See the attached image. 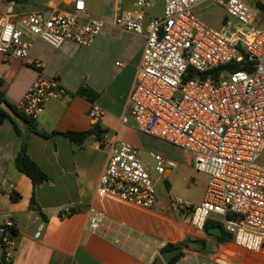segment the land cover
I'll use <instances>...</instances> for the list:
<instances>
[{
  "label": "built area",
  "instance_id": "built-area-1",
  "mask_svg": "<svg viewBox=\"0 0 264 264\" xmlns=\"http://www.w3.org/2000/svg\"><path fill=\"white\" fill-rule=\"evenodd\" d=\"M259 1L163 0V15L145 24L143 8L152 4L140 0L139 12L115 21L122 30L146 34L128 100L136 129L187 153L194 170L210 178L202 203L170 198L171 209L198 232H205L213 220L236 247L264 257V13L256 5ZM73 5L72 11L50 8L29 15L20 27L8 6L6 17L0 18V54L27 62L33 39L55 49L66 42L91 45L106 24L97 19L82 23L85 0H74ZM203 6L225 12L220 30L198 20L195 10ZM32 66L41 69L43 63L36 59ZM64 93L57 79L39 78L17 109L37 122L48 102ZM103 115L93 103L91 120ZM99 145L109 156L96 200L154 209L159 197L140 150L109 133ZM150 158L164 178L178 167L154 153ZM88 211L90 229L98 232L105 214L93 206ZM74 213L67 208L62 216ZM17 250L16 224L7 218L0 223V264H14Z\"/></svg>",
  "mask_w": 264,
  "mask_h": 264
},
{
  "label": "crops",
  "instance_id": "crops-1",
  "mask_svg": "<svg viewBox=\"0 0 264 264\" xmlns=\"http://www.w3.org/2000/svg\"><path fill=\"white\" fill-rule=\"evenodd\" d=\"M73 1L0 0V18L6 17V8L11 5L17 15L15 24L20 27L27 16L50 8L72 11ZM139 1L85 0L86 10L81 22L97 19L106 24L89 46L66 42L61 49H55L33 39L27 62L6 60L0 54V91L8 104L17 108L39 78L57 79L65 93L48 102L36 122L37 128L63 134L85 132L98 124L107 133L116 135L118 140L138 148L141 160L155 182L159 203L154 209L145 210L125 203L96 200L99 179L109 154L107 149L100 147L95 136L89 137L84 146L78 148L62 135L43 139L30 132L27 123L16 120L21 131L19 138L13 124L5 120L0 123V223L7 218L15 221L18 250L14 264H152L158 259L164 264L161 255L168 244L182 245L184 256L177 264H264L263 256L236 247L231 237L223 242L214 235L198 232L189 224L183 225L172 211L171 214L168 211L167 200L171 198L169 192L172 189L170 177L174 171L168 177L159 176L150 154L173 161V149L175 153L177 150L184 154L186 168L192 169L189 179L195 180L199 190V198L188 201L192 205L202 203L210 178L194 170L187 153L142 134L135 127L128 100L146 34L122 30L115 20L139 12ZM147 1L152 6L143 8L145 24L161 17L164 8L163 0ZM36 59L42 61L41 69L32 66ZM80 88L91 90L96 99L92 102L79 95ZM93 103L104 113L96 122L89 117ZM23 142L27 144L30 158L50 178L36 190V201L44 218L30 208L34 191L32 182L18 172L14 164ZM11 193L19 199L14 201ZM91 206L105 214L98 232H93L89 226ZM67 208L74 209L75 213L69 217L61 216ZM220 226L222 232L227 233ZM38 232L40 237L36 239ZM198 240L206 242L203 249ZM184 242H188V248H184ZM190 244H198L199 248L192 250Z\"/></svg>",
  "mask_w": 264,
  "mask_h": 264
},
{
  "label": "trees",
  "instance_id": "trees-1",
  "mask_svg": "<svg viewBox=\"0 0 264 264\" xmlns=\"http://www.w3.org/2000/svg\"><path fill=\"white\" fill-rule=\"evenodd\" d=\"M257 7L264 10V6L260 2L257 3ZM1 85H2V81L0 80V86ZM78 94L83 96V97H86L87 99H89L92 102L96 99V95L91 90H89L87 88H80L78 91ZM2 103L8 104V102L5 99L3 92L0 91V106ZM9 106L13 110V113L19 119H21L27 123V127H28V130L30 132H32L33 134H35V135H37L43 139H52L55 136L62 135L64 137H66L67 139H69V141L71 143H73L75 146H77L78 148H82L85 144V141L89 137L95 136L99 140V139H101V137L105 133H107V131L102 129V127L98 124H95L90 130L85 131V132H73V131H71V132H66L63 134L58 133V132L47 133V132L39 130L36 126V122L26 118L20 111H18L17 108H15L11 105H9ZM5 120H9L13 124L15 133L20 138L21 137V131H20V128L18 127L16 120L9 113H7L4 109H2L0 107V122H3ZM14 164H15V167L18 170V172H20L21 174L28 177L32 182L34 191H33L32 199H31V203H30V208L33 210H36L39 213V215L42 218H44V215L41 212V210L37 204V201H36V190L41 185L49 182L50 178L39 167V165L30 158V156L28 155V152H27V144L24 142L21 144L19 151L17 152V154L14 158ZM11 196H12V199L14 201H17L19 199V196L14 195V193ZM61 216H62V213H61ZM214 227H221V226L218 223L207 222V224L205 226V233L209 236H213V234H210L209 230L211 228H214ZM217 239L220 241H223V242L227 241L221 237H217ZM197 243H199L201 249H203L205 244H206V242L202 241V240H198ZM175 249H180V253L178 256H176L171 261L170 264L177 263L184 256V252L182 251V245L181 244H178V245L168 244L163 249V253L170 251V250H175ZM152 264H163V263L161 262L160 259H158V260H155Z\"/></svg>",
  "mask_w": 264,
  "mask_h": 264
},
{
  "label": "rangeland",
  "instance_id": "rangeland-1",
  "mask_svg": "<svg viewBox=\"0 0 264 264\" xmlns=\"http://www.w3.org/2000/svg\"><path fill=\"white\" fill-rule=\"evenodd\" d=\"M249 2L251 0H248ZM264 1V0H263ZM262 0H260L259 2L264 6V2ZM251 3V2H250ZM257 3V2H256ZM255 3V4H256ZM257 5V4H256ZM261 13H264L263 10L260 9ZM195 15L198 18V20L200 22H202L203 24H205L206 26L216 29V30H220L223 27V22L222 20L225 17V12L218 8V7H213V6H203L200 8H197L195 10ZM260 16H263L262 14ZM262 29L264 30V27H262ZM158 140V139H156ZM168 146V145H166ZM170 150H172L173 148H169ZM168 149V150H169ZM174 150V160L178 163V168L176 170H174L173 174L170 177V182L172 184V189L169 192L171 198H181L185 201H195L196 199L199 198V190L196 188L195 186V180L189 179L192 176V169L188 170L186 168V160L184 157V154L180 151L176 150L175 153V149ZM177 154V155H176ZM260 161L264 163V152L260 157ZM189 171V173H188ZM190 174V175H189ZM182 175H185L186 179L183 178ZM191 183L192 185L189 186L188 183ZM160 189V187H159ZM167 192H165L166 194ZM168 202V211L171 214V211L173 212L174 216L176 217V219H178L179 222L184 223L183 218L178 215L173 209L170 208V198L167 200ZM168 212V213H169ZM172 217V215H170ZM190 242V241H188ZM188 242H184L183 244H185L184 248H188ZM193 250V249H192ZM262 261V260H261Z\"/></svg>",
  "mask_w": 264,
  "mask_h": 264
},
{
  "label": "water",
  "instance_id": "water-1",
  "mask_svg": "<svg viewBox=\"0 0 264 264\" xmlns=\"http://www.w3.org/2000/svg\"><path fill=\"white\" fill-rule=\"evenodd\" d=\"M2 109H4L7 113H9L15 120H17L18 122H25L21 119H19L14 113L13 110L11 109V107L6 104V103H2L0 106ZM1 123V122H0ZM26 123V122H25ZM210 234H213L216 237H221L225 240H229L230 239V235L228 233H223L221 227H214L211 228L209 230ZM189 248L191 249H198L199 245L198 244H190ZM180 253V249H175V250H170L167 252H164L161 255L162 261L164 262V264H170L171 261L178 256Z\"/></svg>",
  "mask_w": 264,
  "mask_h": 264
}]
</instances>
